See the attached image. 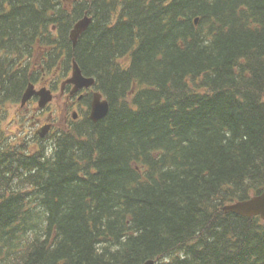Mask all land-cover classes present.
Here are the masks:
<instances>
[{"label": "trees", "instance_id": "obj_1", "mask_svg": "<svg viewBox=\"0 0 264 264\" xmlns=\"http://www.w3.org/2000/svg\"><path fill=\"white\" fill-rule=\"evenodd\" d=\"M73 59L110 113L1 138L0 264H264V0H0V108Z\"/></svg>", "mask_w": 264, "mask_h": 264}, {"label": "water", "instance_id": "obj_2", "mask_svg": "<svg viewBox=\"0 0 264 264\" xmlns=\"http://www.w3.org/2000/svg\"><path fill=\"white\" fill-rule=\"evenodd\" d=\"M92 22V19L86 16L84 19L79 21L74 30L71 33V39L73 41L74 46L79 39V37L88 29ZM74 85L75 92L83 88H90L95 85V80L93 78H87L83 75L81 68L76 63L73 62V73L72 77L68 79L64 85ZM34 96L40 97V107H46L53 100V96L51 91L47 89H43L41 91H36L34 86L30 87L23 97V106ZM110 105L108 101L103 100V96L101 94L96 93L94 95L93 105H92V113L91 119L96 123L105 118L109 113ZM46 131V130H45ZM43 133L42 136H44ZM226 212H231L238 216L244 218H255L261 217L264 220V190L263 192L246 201H240L233 205H228L224 208ZM145 264H155L154 261H147Z\"/></svg>", "mask_w": 264, "mask_h": 264}, {"label": "flooded vegetation", "instance_id": "obj_3", "mask_svg": "<svg viewBox=\"0 0 264 264\" xmlns=\"http://www.w3.org/2000/svg\"><path fill=\"white\" fill-rule=\"evenodd\" d=\"M49 76H52L53 80L55 77H60L56 71H53ZM49 76L45 75L43 78L45 85L40 83L41 85L37 86L51 88L55 98L53 103L44 110H39L34 107L36 112L30 116V119L33 120L31 128L35 132L36 137H40V130L44 126H51L48 134L55 131L57 126L61 129H67L72 123L82 122L90 112V106L88 103L84 102V98H88L90 95L92 96L94 90L88 89L74 94L72 92V87H65L62 89L59 85L60 81L55 82L56 87L53 89L51 79L49 78V80H47ZM37 102L38 98H35L31 104L35 105ZM25 111H30V108L26 107ZM57 117H61L59 124L57 123Z\"/></svg>", "mask_w": 264, "mask_h": 264}, {"label": "rangeland", "instance_id": "obj_4", "mask_svg": "<svg viewBox=\"0 0 264 264\" xmlns=\"http://www.w3.org/2000/svg\"><path fill=\"white\" fill-rule=\"evenodd\" d=\"M71 1V0H69ZM32 108V106H31ZM35 108H32L30 111H24L23 114L26 115L27 112H29V115L34 113ZM6 113H1L0 111V128L3 131L4 135L9 138H25L31 140V137L29 136L28 129L26 127L28 126L27 122H24L19 116H17L19 111V107L14 105L6 108ZM61 121V117H57V122ZM23 138V139H24ZM33 138V137H32ZM23 139H18V142L23 141ZM31 142L33 149L37 150L40 147V143L36 140H32ZM46 144V143H45ZM49 144V142H48Z\"/></svg>", "mask_w": 264, "mask_h": 264}, {"label": "bare ground", "instance_id": "obj_5", "mask_svg": "<svg viewBox=\"0 0 264 264\" xmlns=\"http://www.w3.org/2000/svg\"><path fill=\"white\" fill-rule=\"evenodd\" d=\"M34 1V0H33ZM57 1V0H56ZM256 6V5H255ZM122 7V6H121ZM72 13V12H71ZM81 16V15H80ZM200 22V21H199ZM112 23V22H111ZM47 25V24H46ZM74 26V25H73ZM37 37V36H36ZM34 40V39H33ZM32 40V41H33ZM32 43V42H31ZM141 49V48H140ZM132 52V51H131ZM154 64V63H153ZM63 66V65H62ZM61 66V67H62ZM114 67V66H113ZM206 67V66H205ZM210 67V66H209ZM199 71V70H198ZM239 71V70H238ZM158 73V72H157ZM147 81V80H146ZM166 81V80H165ZM132 82V81H131ZM136 82H137V80H136ZM149 84V83H148ZM175 85V84H174ZM129 88V87H128ZM21 95V94H20ZM125 95V94H124ZM130 95V94H129ZM140 95V94H139ZM151 96V95H150ZM140 97V96H139ZM139 101V100H138ZM126 103V102H125ZM111 106V105H110ZM146 107V106H145ZM143 133V132H142ZM63 136V135H62ZM4 148V147H3ZM5 174V173H4ZM48 183V182H47ZM43 184V183H42ZM123 186V185H122ZM257 186V185H256ZM261 186V185H260ZM259 186V187H260ZM41 187H43V186H41ZM47 188V187H46ZM242 196V195H241ZM241 198V197H240ZM31 206V205H30ZM32 229V228H31ZM31 233V232H30ZM127 239V238H126Z\"/></svg>", "mask_w": 264, "mask_h": 264}]
</instances>
